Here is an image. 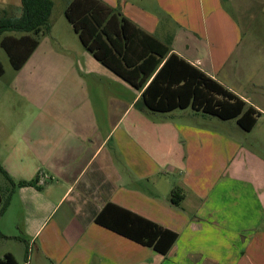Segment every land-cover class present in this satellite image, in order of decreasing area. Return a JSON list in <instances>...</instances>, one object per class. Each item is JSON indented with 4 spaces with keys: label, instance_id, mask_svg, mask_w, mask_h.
<instances>
[{
    "label": "crops",
    "instance_id": "obj_1",
    "mask_svg": "<svg viewBox=\"0 0 264 264\" xmlns=\"http://www.w3.org/2000/svg\"><path fill=\"white\" fill-rule=\"evenodd\" d=\"M101 1L136 26V39L147 34L168 45L169 53L244 100L259 113L256 123L243 131L235 119L223 127L218 124L232 119L189 107L146 111L141 93L151 77L136 89L77 37L64 45L51 23L25 61L48 84L46 98L30 103L34 167L15 157L0 160L16 180L38 172L41 189L24 186L11 194L0 220L17 205L26 255L19 262L2 249L0 258L9 252L18 264H264L261 250L247 255L264 250V55L246 52L240 20L251 5L262 4ZM15 7L18 14L20 4ZM66 30L73 31L70 23ZM147 48L140 44L129 60ZM5 128L1 123L0 133ZM28 166L34 170L22 169ZM108 202L174 231L177 239L162 255L96 224ZM12 236L0 229V239Z\"/></svg>",
    "mask_w": 264,
    "mask_h": 264
},
{
    "label": "trees",
    "instance_id": "obj_2",
    "mask_svg": "<svg viewBox=\"0 0 264 264\" xmlns=\"http://www.w3.org/2000/svg\"><path fill=\"white\" fill-rule=\"evenodd\" d=\"M52 7V0H20L18 15L0 10V47L14 70L20 69L28 59L39 43V36L49 31ZM64 16L82 46L117 76L136 89H141L151 77L141 93L146 111L168 112L189 107L221 120L235 119L243 131H249L256 123L259 113L244 100L176 54L169 53L168 45H161L147 34L136 39V26L101 0H70ZM140 44L148 48L131 62L129 56ZM3 72L0 62V76ZM0 173L8 181V200L17 188L31 186L41 189L38 175L16 180L1 164ZM171 200L173 204L177 203L174 197ZM1 202L0 195V206ZM94 222L162 255L177 239L174 231L110 202L102 206L94 216ZM17 237L25 241L22 234ZM0 264L18 263L7 252L0 258Z\"/></svg>",
    "mask_w": 264,
    "mask_h": 264
},
{
    "label": "rangeland",
    "instance_id": "obj_3",
    "mask_svg": "<svg viewBox=\"0 0 264 264\" xmlns=\"http://www.w3.org/2000/svg\"><path fill=\"white\" fill-rule=\"evenodd\" d=\"M3 1H5L4 4ZM69 1L70 0H52L53 7L49 17V24L53 23L56 30L60 31L59 33L62 43L66 46H68V44L76 37L78 38L73 31L66 30L69 23L64 16V9ZM258 1L262 4V7L252 8L251 5L248 8V14L245 16L240 14V20L242 21V27H244L243 38L246 39V41H243L246 43V52L254 55H264V0ZM247 2L251 3L250 0H247ZM17 4H20L19 0H0V10H5L4 5H9L6 8V11L9 14H15L17 10L14 9V7ZM0 62L4 70L3 74L0 76V124L4 123L5 127H7L2 133H0V160L5 161L9 158L15 157L20 160V163L21 161L28 162L34 167L28 154L29 140H27L31 132L30 121L33 116V113L31 115L30 111V103L32 102L33 104V101L36 102L38 99L44 100L46 98L45 92L48 84L44 81L45 78L35 76V74L33 75V69L31 68L30 62H26L20 69L14 70L8 61L7 55L1 47ZM260 64L262 63H258V66H260ZM215 123H217V121H215ZM233 123L234 120L232 119L226 123L218 125L227 127ZM34 164L37 165V162L35 161ZM20 165H22V163ZM31 166H28L27 169L24 167L22 169L24 171L26 170V172H31L34 170ZM18 170H20V166L18 167ZM36 172L37 171H35V173ZM7 187L8 181L2 173H0V195L2 197L0 208L2 212L4 211L8 201L6 191ZM19 211L20 210L17 205H14L1 217L0 229L14 236L5 240L0 239V252L2 249L11 251L15 255L16 259L19 262H22L24 261L26 255V245L23 240L17 237L19 234L16 230V223L19 222L21 215ZM262 245H264V242H262ZM260 250L262 252H260ZM257 252L264 255L262 247L256 250L248 249L247 255ZM33 253L34 252H31L30 247H28L27 254L32 255ZM151 261L152 263H155L154 259H151Z\"/></svg>",
    "mask_w": 264,
    "mask_h": 264
}]
</instances>
